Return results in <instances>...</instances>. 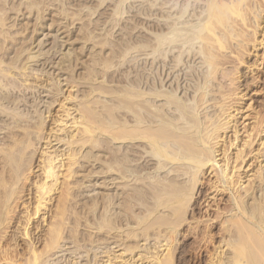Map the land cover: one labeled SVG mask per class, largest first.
Segmentation results:
<instances>
[{
	"label": "rangeland",
	"instance_id": "obj_1",
	"mask_svg": "<svg viewBox=\"0 0 264 264\" xmlns=\"http://www.w3.org/2000/svg\"><path fill=\"white\" fill-rule=\"evenodd\" d=\"M207 1L0 0V264H27L32 249L39 253L36 264H103L125 248L132 251L123 254L135 258L144 250L164 255L167 243L173 264H205L222 239L236 188L215 193L210 169L189 182L184 162L158 160L144 142H118L99 131L83 147L72 145L77 153L70 162L67 154L69 141L79 137L71 122L84 110L96 121L125 127L145 114L179 118L181 110L195 109V117L180 123L226 122L218 146L234 162L245 149L240 144L247 124L255 121L256 130L264 117V0H235L240 15L229 14L232 35L223 52L199 37ZM209 53L219 56L211 60ZM132 90L145 103L140 96L129 103ZM222 107L231 112L228 122ZM61 117L66 126H56ZM262 130L247 151L257 147L258 137L264 140ZM43 153L72 163L71 176L50 184ZM43 180L51 195L36 211V185ZM178 187L187 188L188 197L183 220L174 225L171 192ZM254 197L245 205L262 208L263 200ZM51 223L58 227L54 245L45 235Z\"/></svg>",
	"mask_w": 264,
	"mask_h": 264
},
{
	"label": "bare ground",
	"instance_id": "obj_2",
	"mask_svg": "<svg viewBox=\"0 0 264 264\" xmlns=\"http://www.w3.org/2000/svg\"><path fill=\"white\" fill-rule=\"evenodd\" d=\"M208 3H209L208 13H207L208 17L206 18V21L204 20V24L202 23L203 26L201 27V30L199 29L201 31L199 37L205 42V44H207V46H209V49L214 48V49H216L215 51L223 52L222 50L224 48H226V46L228 45V44H225L227 42L225 37L228 38V36L230 34L232 35V33H229V31H230L229 30L230 25H228V22H229L228 19H230L229 14L235 13L237 15H240V14H238L239 13L238 12L239 11V7H238L239 3L236 2L235 0H230V3L225 2V0H209ZM237 15H235V16H237ZM240 19H242V18H240ZM236 44H234V45H236ZM239 46H240V44H239ZM246 46H248V45L246 44ZM237 50H240V49L238 48ZM237 50L235 52H237ZM207 51H209V50H207ZM238 52H237V54H238ZM239 54H240V52H239ZM210 55H211V57H210L211 60H215L217 58V56H219V53H209V56ZM229 57H230V55H229ZM218 59H219V57H218ZM238 61L240 62V60H238ZM214 66H215V64H214ZM127 93H128V90H127ZM240 93L241 92H239L237 94H239L240 96L245 94V93H243V94L242 93L240 94ZM129 94H127L128 98H129L127 100L128 102H129V100H131V102L134 101V99H137L139 96H140V98H138L137 101L144 102L142 100L145 97L143 95H141V93H139L140 95H137L136 93L134 95V91H133L132 93L129 92ZM141 96L144 97L142 100H141V98H142ZM199 99H201V98H199ZM222 100H224V99H222ZM131 102H129V103H131ZM137 106H139V105H137ZM154 106H156V105H154ZM173 106H174V104H173ZM127 107L129 109L128 111L133 112L130 104H128ZM175 107H176V105H175ZM177 108H179V106H177ZM184 108H186V107H184ZM181 109H183V107L180 108V110ZM184 110H186V109H184ZM184 110L180 111L181 115L179 116V118L177 117L176 114H173L177 117V121L174 120L176 117L174 118L172 115L171 116L168 115V116H170V118L165 117V115H167L168 113L164 114V115L158 113L159 119H157V120L156 119L152 120L153 118L148 119V118H146V116L149 117V115L145 114L144 116H142V118H137L135 123H133V124L127 123L128 125H125V127L124 126L119 127L116 124L101 123V122L96 121L94 119V115H93L94 113L91 110H88V109L84 110V111L81 110L82 111V113H81L82 115H80L81 119L79 121L74 120L71 122L72 123L71 127H74V129H76L74 131H78L79 137L77 139L69 141L70 153L67 154L68 162H70L71 159L73 160L74 156L77 153V147L76 148L72 147V145L76 144L74 146L80 145L81 147H83L84 144H86V142H88V141H91V139L93 138L95 133L99 131L102 133H108L112 139H114L118 142L119 141L125 142L127 140L128 141H134V142L135 141L144 142L145 146H146V144L150 145V148L152 149V150L150 149L151 150L150 153H153L158 158V160H161V161L162 160H164V161L168 160L169 163L171 161V164H173L174 162H177L176 165H180V164H178L179 162H181V164H183L182 162H184V165L185 166L187 165L186 166L187 172L188 173L190 172V175L188 176L189 182L198 181L197 178H200V177H198L199 176L198 172L201 171L202 169L206 168V173L213 172L212 175L214 176V178L212 176L211 179H214V180L210 181V183H212L213 188L215 187V189H216L215 193L218 192L220 189L227 192L225 189L231 190V188L232 189L236 188V190H235L236 194L231 193L232 194L231 199H230V201L232 202L231 208L228 210L229 213L227 214V218L225 220H223V223H226V224H224V226L221 225L223 232L221 233L222 236H220V237H222V239H220V241L218 242V245L215 247V250L213 249L214 250L213 253L211 252V254L207 257L205 264H241V263L264 264V206L262 208H260L258 206H254V207L250 208L248 205H245V204H248L249 200H247V198H249L250 194H253V197L256 195L255 197H258L257 198L258 200L260 199V200H263L261 202H264V140H262V138L258 137L259 140L258 139L257 140L260 142L258 143L257 147H255L253 150H248V151L246 149L247 146H249L248 148H250V145L253 142H255L254 138L257 136H260L259 134L261 132H263L262 128H264V127L261 128V126H262V124H264V117L262 118V120L259 123V128L256 130L253 129V128H256L255 127L256 126L255 121L252 120V122H250L249 124H247V123L244 124V125L247 124V130L244 131L246 133V135L244 136L245 137L244 142L242 141L243 143L240 145H241L242 149H243V146L246 145V146H244V148L246 150L240 149L238 154H236L233 157L234 162L231 164L228 161L229 157L228 158L226 157V156H228V155H226L227 154L226 149L220 148V146H218V143H220V139H223V137H222L223 133L219 134V132H220L219 129L222 128V125L226 124V122H224L223 124L220 122H211V123H203V124L199 125L198 122L195 123V120L193 118L192 122L191 121H186V122L183 121V123L182 122L180 123V120L185 116H187V118L191 117L192 115L195 117V111H196L195 109L192 111L191 110L184 111ZM222 110L226 113V116L224 118H226V120L228 122L229 118H231V116H232L231 112H227V110H229V109L226 107H225V109H224V107H222ZM234 110H235V108H234ZM234 110H233V112L236 111V110L235 111ZM147 111H148V108H147ZM154 111H156V110H154ZM150 113H152L154 115L155 112L153 113L151 111ZM64 115L67 117L68 113L66 112ZM156 115H157V112L155 113L154 117H156ZM244 115H245L244 117H246V114H244ZM259 116H261V115H259ZM63 117H61L62 118L61 120L60 119L58 120V121H60V124H56V126H64V125L66 126L65 123L63 125H61L62 124L61 122H63L65 120ZM156 118H158V117H156ZM73 119H75V118H72V120ZM256 119L257 118H255L254 120H256ZM67 120L68 119L66 118V121ZM57 128H59V127H57ZM58 130H60V129H58ZM70 131H72V130H70ZM239 131L240 130L235 129L233 131L234 132L233 135H237V133H239ZM261 137H262V135H261ZM171 139H172V143L177 146L176 149L173 147V144L171 143ZM241 140H240V142H241ZM230 142H232V141H230ZM222 143H220V144H222ZM66 145H67V143H66ZM236 148L239 149L238 147H236ZM43 154L46 155L45 153H43ZM46 156L47 157L44 158V161L42 159L43 164H42L41 168L43 170V173H45V175H44L45 179H48L49 183L51 182L50 184H52V183L54 184L57 181H59V178H60L59 175H61L62 178L64 179L65 177H67L71 174L70 172L72 170L70 171V166H72L71 165L72 163H63L61 161V159H59L61 162L60 161L55 162L56 159L58 160V158H56L58 156H52V155L50 156L49 154ZM217 156H221V157L217 158ZM247 157H249V158H247ZM220 162H222V163H220ZM160 164H161V162H160ZM162 164H165V163L162 162ZM57 167L58 168L63 167V168L57 169ZM208 169H210L211 171L210 170L208 171ZM257 169L261 172H259ZM58 171H59V173H58ZM60 171H61V173H60ZM256 180H258L260 183ZM255 181L258 182L259 185H257V186L255 185L256 187L255 186L252 187L253 185L251 186V184ZM34 185H36V183ZM45 185H47L45 181L42 182L41 184L36 185V190H35V193H36L35 194V204H36V206L34 207V209H36V211H38L43 205H47V201L50 199V195H51V194L49 195V193H51L50 189L48 187H46ZM209 185H211V184H209ZM47 186H49V185H47ZM218 187H219V189L217 190ZM178 188L177 189L175 188V192H171L173 197H176V201H177V204H175L174 207L173 206L171 207V210H173L172 215L175 214L177 216L175 221H174V225H177L178 222H181V220H183L182 210H180V209L182 208L181 205H184L186 203L187 197H188V193L186 190L187 188H185V187H178ZM238 189H241V190L243 189V192H240L241 190L237 191ZM212 191H213V189H212ZM168 193H170V192H168ZM242 194H244V195H242ZM246 194H249L248 197L245 196ZM169 195H171V194H169ZM172 195H171V197H172ZM207 195L210 196L211 194L210 195L207 194ZM212 195H214V194H212ZM243 196H245L246 199L243 198ZM214 197H215V195L212 197V199ZM255 197H254V200L256 199ZM170 199H168V200H170ZM250 199L252 200V197ZM245 200H246V203H244ZM205 204H206V202H205ZM53 221H55V220H53ZM211 221H213V220H211ZM220 227H218V228H220ZM57 228L54 226L53 223H51L47 229L48 234L47 233L45 234L46 237H47V235L50 236L49 241L51 242L52 245H54V243L57 240V236H58L57 235L58 234ZM231 228L233 229L232 233L230 232ZM46 242H47V240H46ZM45 244L46 243H44V245ZM215 244H217V243H215ZM162 245L160 244L159 246H162ZM30 246H31V244H30ZM30 246L28 248H30ZM168 246H169L168 243L166 245H163V247H164L163 250H165L164 255L162 252L160 254L159 253L156 254L157 252H155L154 254L152 253L149 255L148 254L149 252L144 250L145 253L143 254L142 252L139 251L140 253L137 254L136 258L134 257V256H136L135 254L132 256L128 255L129 253L123 254L126 251H129V249H130V248L129 249L125 248V249H123L124 252H122V253L121 252L118 254H112L111 253L109 256H107L106 260H103V264L104 263L105 264H173L174 254L171 253L172 252L171 249H173V248L171 247V244H170V247H171L170 249ZM48 248L49 247H47V251H48ZM50 249H51V246H50ZM34 250L33 249L31 250V255H29L31 257L30 258L31 260L28 259L27 264H36L38 257H39V253L34 251ZM130 251H132V250H130ZM42 253H43V251H42ZM125 255L128 257H126ZM8 264H22V262L19 263L16 261H13V262L8 261Z\"/></svg>",
	"mask_w": 264,
	"mask_h": 264
}]
</instances>
